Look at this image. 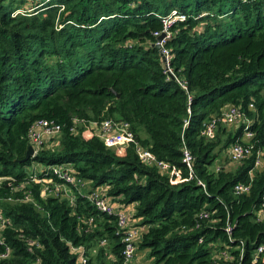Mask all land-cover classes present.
Instances as JSON below:
<instances>
[{"label":"trees","instance_id":"16d2710c","mask_svg":"<svg viewBox=\"0 0 264 264\" xmlns=\"http://www.w3.org/2000/svg\"><path fill=\"white\" fill-rule=\"evenodd\" d=\"M173 9L186 19L170 27L165 47L185 88L153 45ZM227 106L251 120L252 147L239 162L226 150L242 128L217 122L212 136L202 134ZM38 119L61 126L59 145L23 160ZM108 119L133 134L118 152L89 128ZM137 147L170 170L143 162ZM58 164L108 187L121 208L135 204L136 251L152 264H264L255 255L264 243V0H0V217L8 221L0 254L9 249L0 264H79L77 246L88 264H123L116 213L76 190L40 195L60 180L46 168ZM236 184L248 192L236 194ZM28 190L32 202L21 200Z\"/></svg>","mask_w":264,"mask_h":264},{"label":"built area","instance_id":"2783aa9c","mask_svg":"<svg viewBox=\"0 0 264 264\" xmlns=\"http://www.w3.org/2000/svg\"><path fill=\"white\" fill-rule=\"evenodd\" d=\"M18 12H23V10L16 9L13 15H16ZM167 18H170L171 20H169L168 24L164 23V29L162 30V32H154L153 35L156 37V40L153 45L158 46L164 64V72L169 78L172 77V79H176L172 73V70L169 67V60L171 58V54L165 47L166 40L171 37L170 31L167 29V26L172 22L185 20L186 16L183 13H179L176 9H173L171 10ZM161 34H163V37L158 40V37ZM176 81L180 83L182 87L185 88V83L183 84L182 81H179L178 79H176ZM217 122L225 127L242 128L241 142L233 143L227 148V159L232 162H239L242 161L244 158L248 157L252 147L249 141L253 137V133L250 130L251 120L245 114V112L241 110L240 107L227 106L222 111L219 119L212 118L203 123L204 127L202 130V134L206 137L212 136L218 124ZM91 125H95L97 132L96 134L104 143L118 144L116 146L121 147L133 140V134L130 131L129 125L124 121L108 119L98 123H91ZM61 133V126L56 122L49 121L46 119H38L34 121L30 125L27 133L29 145L33 148L32 156L34 157L37 151L42 148H52L59 145V138L61 136ZM56 139H59V141L56 144H53ZM136 152L143 162L156 164L162 172H168L170 170V167L167 163L155 162L151 154L146 149H143L142 147H137ZM182 162H184L187 167L191 170L192 157L190 156L189 152L185 149L183 151ZM260 164V156L257 155L254 166L257 167ZM46 168L48 170H51L53 175H55L60 180L58 182L53 183L54 186L43 185L40 189V195L45 196L50 193H55V195L59 197H71L76 190L79 193L85 194V197L95 207L96 210L107 214L116 213V225L118 229L117 231L121 233L122 242L124 245L122 250L123 264H141L136 261L135 256L136 248L141 237V228L135 226L132 223L131 215L125 208H121L120 206L115 205L113 202H111V200L106 194L108 187H90L89 182L77 176L76 172L72 169L69 164L52 165ZM42 169L45 168L42 167ZM33 174L34 175L31 176L32 181L44 183H48L51 181L50 179L47 180L43 178H38L36 176V173ZM248 189L249 186L245 184H236L234 186V192L236 194L246 193L248 192ZM21 200L32 202L31 193L29 190L24 193V196ZM262 206L264 207V203ZM257 215H260V212H257ZM92 222L93 217H90L86 223L88 225H91ZM7 223V220H3L0 217V242H2L1 233ZM225 231L228 237H230L231 227L229 225L225 227ZM102 243H105V241L103 240ZM72 250L73 252H79L81 254L79 255V264H88V258L86 256H83L82 247H73ZM8 254L9 249L6 248V251L3 254H0V258H5L8 256ZM255 255H264V243L258 245L255 251ZM221 257L224 261L232 260L231 253L229 252L221 253Z\"/></svg>","mask_w":264,"mask_h":264},{"label":"rangeland","instance_id":"374dc122","mask_svg":"<svg viewBox=\"0 0 264 264\" xmlns=\"http://www.w3.org/2000/svg\"><path fill=\"white\" fill-rule=\"evenodd\" d=\"M13 5H14L15 7L20 6V8H21V7L24 6V3H19V1H18V2L15 1V2L13 3ZM169 20H171V19H170V18L162 19V21H163V25H164V23H167V24H168ZM173 24H174V22H172L171 24H169V25L167 26V29L170 30V27H171ZM89 128H90L92 131L96 132V127H95V125H91V124H90V127H89ZM87 133H88V129L86 130V134H87ZM59 139H60V138H59ZM59 139H56V140L53 142V144H56V143L59 141ZM105 144L107 145L108 148H111L112 150H114V151H116V152H118L119 149H120V146H116V145H118V144H110V143H105ZM131 206H134V207H135V204H132V205H130V206H128V207H131Z\"/></svg>","mask_w":264,"mask_h":264},{"label":"crops","instance_id":"0c3cea01","mask_svg":"<svg viewBox=\"0 0 264 264\" xmlns=\"http://www.w3.org/2000/svg\"><path fill=\"white\" fill-rule=\"evenodd\" d=\"M115 205H118V204H115ZM127 211L130 213V215L133 213L134 211V206H131V207H127ZM132 221V219H131ZM132 223L135 225V223L132 221ZM147 251H142V250H139V251H136V261L141 263V264H152L150 262V260L147 258Z\"/></svg>","mask_w":264,"mask_h":264},{"label":"water","instance_id":"95a60500","mask_svg":"<svg viewBox=\"0 0 264 264\" xmlns=\"http://www.w3.org/2000/svg\"><path fill=\"white\" fill-rule=\"evenodd\" d=\"M163 37V34H161L159 37H158V40L161 39ZM158 48V46H156ZM172 78V77H171ZM33 154V148L29 145L28 148H27V151L25 153V157L23 160H27L29 159L30 157H33L32 156Z\"/></svg>","mask_w":264,"mask_h":264}]
</instances>
